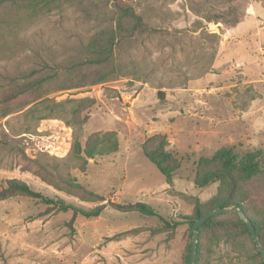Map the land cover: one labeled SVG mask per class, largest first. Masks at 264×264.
<instances>
[{"label":"rangeland","instance_id":"obj_1","mask_svg":"<svg viewBox=\"0 0 264 264\" xmlns=\"http://www.w3.org/2000/svg\"><path fill=\"white\" fill-rule=\"evenodd\" d=\"M123 8L143 27L130 34L134 20L123 17L118 33ZM0 16V95L17 93L1 106L0 190L14 179L84 209L104 206L87 218L23 194L0 199V264H185L188 225L160 217L179 220L217 194L218 181L195 185L198 160L222 147L238 157L261 150L264 170V0H57L43 11L2 6ZM110 32L108 62L72 69L91 38ZM38 76L46 80L19 91ZM109 132L115 150L72 154L75 140L84 148ZM37 134L59 149L34 151ZM155 134L180 162L171 184L142 152ZM257 191L245 188L251 205ZM137 202L158 216L127 207ZM237 241L210 240L203 264H247L248 238Z\"/></svg>","mask_w":264,"mask_h":264},{"label":"trees","instance_id":"obj_2","mask_svg":"<svg viewBox=\"0 0 264 264\" xmlns=\"http://www.w3.org/2000/svg\"><path fill=\"white\" fill-rule=\"evenodd\" d=\"M56 1L57 0H0V8L2 6L21 3L25 5L26 8L43 11L44 9H49ZM123 17H130L134 20L133 25L129 28L130 34L134 30L143 27L141 16L135 14L130 8H123L121 9L120 19L116 23L118 33L127 31L123 26ZM6 24H8V22L3 20L0 16V29L7 27ZM114 37V34L110 32L104 40L98 37L91 38L87 46L86 60L82 61L79 66L72 67V69H78L80 66L81 68L84 66L85 68L94 67L108 62L111 58L113 45L115 43ZM35 74V72L31 71L27 75V79L33 77ZM45 80L46 78H39L38 76L36 79L33 78V80L22 82L19 85V91H29L31 88L41 85ZM16 96L17 93H11L5 96L0 95V116L9 113L8 109L2 111L1 106L11 101ZM104 141L107 145H105ZM167 144L168 142L164 135L155 134L144 141L142 144V152L164 176L165 181L171 184L174 171L179 168L180 162L176 154L166 149ZM116 147L117 141L115 139V134L109 132L104 134L102 138H99L97 135L93 142L87 139L84 148H81L79 141L75 140L71 147V151L77 158L81 157V153L91 158L97 154H103L105 151L103 150L104 148H107L109 151L115 150ZM261 157V150L247 152L241 157H238L234 153L233 147H222L211 157H201L197 162L194 183L199 187H203L209 183L218 181L219 188L217 194L205 204H200L196 201L194 212L191 215H184L179 220H174L172 222H168L160 217L161 221L166 227L171 228L180 224H187L190 235H192L191 225L201 215L216 208H227L234 205L240 208L245 216L252 222L256 236L264 249V170L260 163ZM249 185L258 186L257 194L252 199V205L250 202L248 203V196L245 195V188ZM13 194L27 195L31 198L41 200L45 204L51 205V207L58 211L71 210L73 215L80 214L87 218L99 216L104 208L103 205H97L91 209H84L74 204L67 203L61 198L44 196L33 190L28 184L14 179L8 181L7 186L0 190V199ZM127 207L134 208L147 216H158L157 211L146 203L137 202ZM241 237H247L251 245V255H243L244 261H247V264H264L251 234L235 212L216 214L199 226L195 264H203L204 259L206 260L207 254H205L203 250H207V246L210 245V243H208L210 240H223V242H228V239H233L235 242ZM237 245L238 251L244 254L247 253L239 241H237ZM189 256L190 244L184 258L185 264H188Z\"/></svg>","mask_w":264,"mask_h":264},{"label":"water","instance_id":"obj_3","mask_svg":"<svg viewBox=\"0 0 264 264\" xmlns=\"http://www.w3.org/2000/svg\"><path fill=\"white\" fill-rule=\"evenodd\" d=\"M229 212H235L238 214L239 218L241 219V221L245 224V226L247 227L249 233L252 236V239L254 241V244L258 250V252L260 253L263 263H264V249L261 246L256 233H255V229L254 226L252 224V222L245 216V214L243 213V211L238 208L237 206H230V207H220V208H216L210 211H207L206 213H204L203 215H201L199 218H197L191 225V231H192V235H191V241H190V256H189V261L188 264H195V260H196V250H197V240H198V228L199 226L205 222L207 219H209L210 217L219 214V213H229Z\"/></svg>","mask_w":264,"mask_h":264},{"label":"built area","instance_id":"obj_4","mask_svg":"<svg viewBox=\"0 0 264 264\" xmlns=\"http://www.w3.org/2000/svg\"><path fill=\"white\" fill-rule=\"evenodd\" d=\"M30 140L33 144L34 151L54 153L59 149V146L56 145V140L52 135H32Z\"/></svg>","mask_w":264,"mask_h":264}]
</instances>
